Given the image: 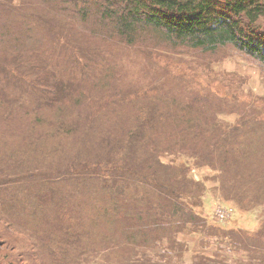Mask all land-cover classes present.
I'll list each match as a JSON object with an SVG mask.
<instances>
[{"label": "trees", "instance_id": "obj_1", "mask_svg": "<svg viewBox=\"0 0 264 264\" xmlns=\"http://www.w3.org/2000/svg\"><path fill=\"white\" fill-rule=\"evenodd\" d=\"M160 43L188 54L240 53L264 66V0H0V193L24 186L29 194L17 203V195L0 196V245L9 250L2 263L79 264L136 246L170 253L188 227L211 236L215 226L229 234L223 242L230 237L231 247L264 260V222L250 238L238 225L209 221L197 211L203 181L175 156L213 166L223 198L256 209L264 184H243L264 182V147L246 126L257 133L264 125L245 111L226 123L218 111L225 98L197 91L169 63L112 54L133 47L143 58ZM168 77L178 84L165 86ZM9 86L44 100L13 107ZM32 112L56 132L44 146L50 169L22 167L19 153L32 154L39 139L30 124L14 123ZM29 142L36 145L20 149Z\"/></svg>", "mask_w": 264, "mask_h": 264}, {"label": "rangeland", "instance_id": "obj_2", "mask_svg": "<svg viewBox=\"0 0 264 264\" xmlns=\"http://www.w3.org/2000/svg\"><path fill=\"white\" fill-rule=\"evenodd\" d=\"M14 2L19 5L21 0H14ZM34 6L35 5H30L27 7V12H29V8H33ZM78 6L82 7L83 5L79 4ZM78 9L80 8L78 7ZM96 41L97 40H91V43L94 44L95 47L99 44V42ZM112 51V54L117 56L122 55L123 58H128L130 63L131 61L144 62V59H146L145 61L155 64L169 63L170 67L175 72L179 70L184 71L185 74H188L192 78L191 80L195 79L194 86L197 91L207 92L209 90L211 94L217 92L220 96L225 98V101L222 102L221 108L218 111L221 110L219 114L226 123H237L238 119H241V111H245L248 119L256 118L261 121L253 120L254 123L259 122L260 125H264V66H261L253 59H249L235 52L227 53V56L224 58H220L222 55L220 53H218V55L200 54L198 50L188 54V51L170 49L162 43L155 49V53L143 58H139L143 56L140 48L124 47L120 49V52L114 48ZM112 57L111 55L108 60H113L114 58ZM111 63L117 64V61H111ZM32 73L33 75L36 74L34 72ZM140 74L138 70H135L136 77H139ZM225 75L234 78L229 85L224 83ZM177 84V80L169 79L168 77L164 85L170 88ZM226 86H228L227 89ZM9 89L18 98V100L11 104L13 107L22 104L23 108L33 110L39 101L44 100L39 93L34 91H21L19 87L14 88L12 86H9ZM189 94L188 92L187 96ZM216 100L219 101L218 99ZM211 102L212 101H209V103ZM35 115L34 112L23 115L20 117L21 120L14 123L16 124L14 126L15 128H17V124H21L22 122L30 124V131L33 132V136L39 139L35 148L36 151L34 150L32 154L25 153L24 151L19 153V156H22L21 159L23 160L22 167L28 168L29 166H33V168L50 169L47 162L52 158L47 155L48 151L44 146L45 143L50 142L53 138L55 139L54 136L56 132L51 128L48 121H37ZM49 115L54 117V114L51 112ZM75 120L76 117H73L70 120V124ZM103 122L109 123V119L105 117ZM99 123L100 122L96 121L95 125ZM3 124L5 125V122ZM251 124L252 123H249L248 126H246V132L249 133L250 138H257L258 142L264 147V128L256 133ZM21 133L26 134L28 132L22 131ZM30 145L34 147L36 144L32 142L27 144L24 143L20 149L29 148ZM44 152H46V154ZM185 154L186 153L178 152L175 156L179 157L178 160H183L185 168H189L191 172L189 174L192 179L194 178L193 180L198 181L201 179L205 185L202 196L204 204L202 207H197V211L201 212L202 215L206 216L208 220L215 225H238V227L242 228L240 230L246 236L254 238L256 233H253V231L261 230L263 227L264 199H262L261 202L258 201L256 209L245 208L232 200H225L222 196L220 180L215 179V175H218L219 171H216L217 169H214L211 165H197L195 161L189 162L188 160L190 157L187 158L189 155ZM171 157H173L172 154H165L162 156V158L167 161L170 160ZM7 170L8 169L5 171L7 172ZM261 184H264L261 179L253 178L245 181L243 185L247 189L254 190L257 187H261ZM24 189L25 187L23 186L21 190L14 189L11 191H2L0 193L1 199L9 201V195H17L19 197H16L14 202L17 203V199L20 198L21 195H29L28 193L22 194ZM33 192L34 188L31 189V193ZM141 205L145 208L148 206V204L144 202H142ZM231 221L232 223H230ZM190 228L191 227H188L178 234V244L174 246L173 252L170 253H161L160 250L158 252L145 250L136 246L132 250V253L131 249H117L115 251L105 250L103 253H99L96 258H91V260L81 257L79 264H91V261L92 264H264V260L251 258L246 252L241 251V249H236L235 246L231 247L232 240L230 237L224 240L227 242H223L222 238L225 239L229 234L225 232V229H221L222 227L215 226V233L217 235L212 234L211 236H205L204 232L199 233L190 231ZM222 235L224 236L221 237ZM218 237L219 240L216 242ZM233 237L234 236H232V238ZM164 248H167V246ZM6 249L7 248L0 245V264H8L2 263L1 261L3 252L8 250Z\"/></svg>", "mask_w": 264, "mask_h": 264}]
</instances>
